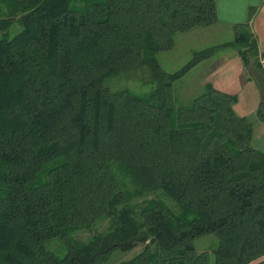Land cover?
Returning <instances> with one entry per match:
<instances>
[{
	"label": "trees",
	"instance_id": "obj_1",
	"mask_svg": "<svg viewBox=\"0 0 264 264\" xmlns=\"http://www.w3.org/2000/svg\"><path fill=\"white\" fill-rule=\"evenodd\" d=\"M218 23L217 0H0V264H104L137 245L120 264H264L254 123L211 84L187 106L174 96L220 50L264 71L251 25L177 71L158 60L178 34ZM142 68L156 85L145 96L106 84ZM102 220L108 230L95 234ZM143 231L147 240L115 247ZM209 235L217 248L198 252ZM57 239L62 257L47 247Z\"/></svg>",
	"mask_w": 264,
	"mask_h": 264
},
{
	"label": "rangeland",
	"instance_id": "obj_2",
	"mask_svg": "<svg viewBox=\"0 0 264 264\" xmlns=\"http://www.w3.org/2000/svg\"><path fill=\"white\" fill-rule=\"evenodd\" d=\"M221 15L224 17V14ZM196 30L197 31L194 29V31L192 30L188 33L178 34L175 38V48L172 51L160 53L158 55V60L168 72L177 71L185 66L192 59L195 51L221 45L235 39V31L233 27L215 25L209 28H196ZM251 30L257 37L259 47L264 51V6L257 11ZM238 54V51L234 49L220 50L215 56L208 59L210 60L209 68L206 70L201 69L199 73L190 72L185 77L178 80L174 84L175 103L177 106L189 105L191 101L196 96L200 95L205 89L204 84H202V72L206 71L209 75L211 70L215 69V74H211L210 76L211 85L221 91L232 94L236 98L235 111L239 116L247 117L254 123V132L256 136L254 146L257 149H263L264 123L255 121L253 116H256V113L260 108V89L258 83L253 77L250 81L246 79L243 68L241 67L242 59L240 60V55L238 56ZM263 65L261 64L264 68ZM204 66L205 65H202L201 68ZM245 69L249 75L246 66ZM106 84L112 90L128 89L141 96L151 93L156 87L150 78V71L148 68L139 69L127 76L116 77L107 81ZM156 195V197H160L159 199L162 200L175 214L179 213V208L170 197L162 193ZM109 225V221L102 220L92 229V231H97L95 234L105 233L107 232ZM90 234V232L84 231L80 232L78 237H80V239H87ZM194 246L200 253L206 251L212 253L218 246V239L214 235L204 236L196 239L194 241ZM47 247L60 257L66 254V248L59 239L51 241ZM143 247V245H137L129 250L117 249L110 255L109 259L104 264H120L132 259L140 253Z\"/></svg>",
	"mask_w": 264,
	"mask_h": 264
},
{
	"label": "crops",
	"instance_id": "obj_3",
	"mask_svg": "<svg viewBox=\"0 0 264 264\" xmlns=\"http://www.w3.org/2000/svg\"><path fill=\"white\" fill-rule=\"evenodd\" d=\"M263 6H264V0H217V8H218V14H219V23L217 24V26L223 25L225 27H232L236 24H241V23L247 24V23H249L252 27V24H253L255 17L252 20H250V17H249L250 9L251 8H258V11H259L260 8ZM221 14H224V17H222ZM195 31H197V30L195 29ZM238 56H239V54H238ZM241 59L242 58L240 57V60ZM259 59L261 61L260 63L263 65L264 51H262L260 47H259ZM209 63H210V60H206L204 62H201L195 68H193L190 72L191 73H194V72L199 73L201 71V69L206 70L207 68H209ZM202 65H205V66L203 68H201ZM241 67L243 68L246 79L248 81H250L251 78L247 74V71L245 69V64L242 62V60H241ZM215 72H216L215 69L211 70L209 75H208V72H206V71L202 72V76H203L202 77V82H203L202 84H204V86H206V84H211L210 76H211V74L214 75ZM202 84H201V86H202ZM260 99H261V97H260ZM253 116L255 118V115H253ZM255 137L256 136L254 134V142L256 139Z\"/></svg>",
	"mask_w": 264,
	"mask_h": 264
},
{
	"label": "water",
	"instance_id": "obj_4",
	"mask_svg": "<svg viewBox=\"0 0 264 264\" xmlns=\"http://www.w3.org/2000/svg\"><path fill=\"white\" fill-rule=\"evenodd\" d=\"M250 75L256 80L260 89L261 103L264 104V71L259 69L256 65V60L252 59L248 66ZM149 237L148 231H143L139 235L132 237L124 243L116 244L115 247H129L137 243L147 240Z\"/></svg>",
	"mask_w": 264,
	"mask_h": 264
}]
</instances>
